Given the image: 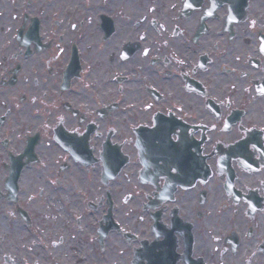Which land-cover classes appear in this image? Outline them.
Returning a JSON list of instances; mask_svg holds the SVG:
<instances>
[{
  "label": "flooded vegetation",
  "instance_id": "obj_1",
  "mask_svg": "<svg viewBox=\"0 0 264 264\" xmlns=\"http://www.w3.org/2000/svg\"><path fill=\"white\" fill-rule=\"evenodd\" d=\"M0 264H264V0H0Z\"/></svg>",
  "mask_w": 264,
  "mask_h": 264
}]
</instances>
